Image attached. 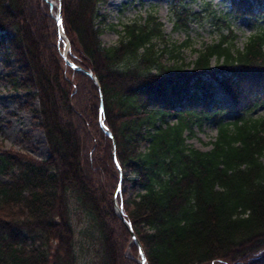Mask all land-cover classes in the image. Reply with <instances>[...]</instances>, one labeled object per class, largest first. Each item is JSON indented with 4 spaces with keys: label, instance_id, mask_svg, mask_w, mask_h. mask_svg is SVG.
I'll list each match as a JSON object with an SVG mask.
<instances>
[{
    "label": "trees",
    "instance_id": "obj_1",
    "mask_svg": "<svg viewBox=\"0 0 264 264\" xmlns=\"http://www.w3.org/2000/svg\"><path fill=\"white\" fill-rule=\"evenodd\" d=\"M176 1L173 27L187 30L201 15ZM105 2L60 0L78 69L60 55L49 0H0V60L19 66L13 87L32 91L48 150L0 151V264H78L75 213L97 248L91 264H140L129 231L146 264H264V116L246 115L264 105V29L239 49L229 26L264 0H229L227 34L189 64L188 41L168 44L152 15L103 45ZM209 120L211 147L189 146Z\"/></svg>",
    "mask_w": 264,
    "mask_h": 264
},
{
    "label": "rangeland",
    "instance_id": "obj_2",
    "mask_svg": "<svg viewBox=\"0 0 264 264\" xmlns=\"http://www.w3.org/2000/svg\"><path fill=\"white\" fill-rule=\"evenodd\" d=\"M49 3L50 14L54 19L58 0H49ZM178 3L175 0H106L99 6L101 17L97 20L98 25L103 28L100 35L102 44L105 46L116 44L124 25L134 21L142 24L147 16L152 15L156 22H160L164 39L168 44L188 41L187 46L182 48L180 57L184 64L191 63L197 55V50L216 42L221 35L227 34L224 22L231 18L230 2L229 0H183L186 8L201 15L189 24L187 30L174 29L173 27L171 11L178 7ZM174 4L177 5L174 6ZM229 26L234 35V47L240 49L250 34L264 29V13L254 9L253 13L248 14L245 19L232 18L229 21ZM65 41L62 38L60 55L64 51ZM158 46L163 48L164 44L160 42ZM68 53L69 49L66 55ZM163 58L167 59V54H164ZM14 76L20 77V72L19 66L13 63V59L6 63L0 60V151L18 156H29L37 160L45 159L48 156V150L43 131L38 125L37 100L32 98V91L16 90L13 87L11 80ZM218 104L220 107L224 106L223 100H218ZM246 115L264 116V105L256 107ZM231 116L229 111H225V120H231ZM174 120L171 117L168 121L173 122ZM193 132L191 137L187 136L186 143L199 150H208L211 147L210 142L216 134V125L212 120H209L203 123L200 128L194 127ZM146 144L147 142H144L141 148L143 149ZM2 179L4 180V178ZM131 193V189L128 188L126 194L130 195ZM85 222L83 214L75 213L73 215L78 264H91L95 259L94 250H97L95 244L90 243V238H86L87 235L80 231L86 226Z\"/></svg>",
    "mask_w": 264,
    "mask_h": 264
},
{
    "label": "water",
    "instance_id": "obj_3",
    "mask_svg": "<svg viewBox=\"0 0 264 264\" xmlns=\"http://www.w3.org/2000/svg\"><path fill=\"white\" fill-rule=\"evenodd\" d=\"M54 19H55V24H56V29H57V35H58V38H60V39L63 38L64 41H65L66 38H65V36H64L63 30H62V27H61V3H60V0H58V3H57V10H56V15H55ZM64 44H66V51H68V49H69V44H68L67 40L65 41ZM66 53H67V52H66ZM66 53H65V54H64L63 52L61 53V57H62V59L64 60V62H65L66 64H69V65L72 66V67H76V68H78V69H81L80 67H77V66H75V65H73V64H71V63L69 62L68 58L66 57ZM83 72L86 73L88 76H90V78H92V80L96 81L95 78H94V76L91 74V72H89V71H85V70H83ZM98 109H99V113H100V112L102 111V101H101V98H100L99 108H98ZM98 119H99V123H100V126H101L102 130H104V131L106 132V134L110 136V133L107 132L106 129L104 128V126L102 125V123H101V121H100V116L98 117ZM113 147H114V145H113ZM113 160H114V163L116 164V161H115L114 156H113ZM119 190H120V182H118L117 188H116V190H115V192H114V198H115V196H116V194H117V192H118ZM114 209H115L116 214H117V215L120 217V219L122 220V222H123L127 227H129V225H128V223L126 222V220L124 219V217L120 214V210H119V208H118L116 202H115V204H114ZM129 232H130V236H131L132 240H133V241L135 242V244L137 245L138 256H139V263H140V264H146V262H145V258H144V255H143L142 248L140 247V245H139V243H138V241H137V239H136L134 233H133L132 231H129Z\"/></svg>",
    "mask_w": 264,
    "mask_h": 264
},
{
    "label": "bare ground",
    "instance_id": "obj_4",
    "mask_svg": "<svg viewBox=\"0 0 264 264\" xmlns=\"http://www.w3.org/2000/svg\"><path fill=\"white\" fill-rule=\"evenodd\" d=\"M63 53L65 54L67 51H66V44L63 45Z\"/></svg>",
    "mask_w": 264,
    "mask_h": 264
}]
</instances>
